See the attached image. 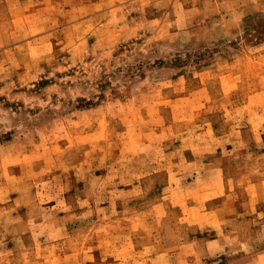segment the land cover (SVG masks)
I'll return each instance as SVG.
<instances>
[{
    "label": "rangeland",
    "instance_id": "1",
    "mask_svg": "<svg viewBox=\"0 0 264 264\" xmlns=\"http://www.w3.org/2000/svg\"><path fill=\"white\" fill-rule=\"evenodd\" d=\"M0 264H264V0H0Z\"/></svg>",
    "mask_w": 264,
    "mask_h": 264
}]
</instances>
